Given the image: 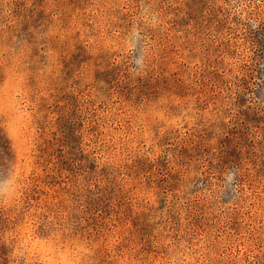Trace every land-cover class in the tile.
I'll return each mask as SVG.
<instances>
[{
    "label": "rangeland",
    "instance_id": "374dc122",
    "mask_svg": "<svg viewBox=\"0 0 264 264\" xmlns=\"http://www.w3.org/2000/svg\"><path fill=\"white\" fill-rule=\"evenodd\" d=\"M0 264H264V0H0Z\"/></svg>",
    "mask_w": 264,
    "mask_h": 264
}]
</instances>
